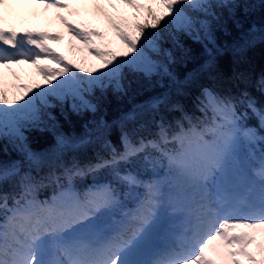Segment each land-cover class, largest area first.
Instances as JSON below:
<instances>
[{
    "label": "snow or ice",
    "instance_id": "obj_1",
    "mask_svg": "<svg viewBox=\"0 0 264 264\" xmlns=\"http://www.w3.org/2000/svg\"><path fill=\"white\" fill-rule=\"evenodd\" d=\"M92 2L107 17L121 45L118 50L109 46L111 41L103 43L105 33L99 29L73 24L63 15L60 19L74 38L95 53L101 61L99 68L82 67L52 48L48 40L59 39V34L7 23L6 6L39 3L45 9H68L65 0H0V68L31 64L42 77V82L13 85L22 91L10 96L0 73V141L12 143L22 154L18 160L0 158V264H218L216 257L226 258L227 264H244L240 257L249 264H264V245H257L260 258L248 248L257 239L255 233L264 232V147L258 153L254 147L257 143L264 146L260 134L264 132V107L257 106L247 87L238 95L202 88L197 98L202 118L185 113V126L161 117L155 121L152 139L138 135L139 125L126 126L129 122L135 125L144 109L129 111L119 119L122 150L107 139L109 125L103 119L96 122L95 135L92 131L79 136L56 131L50 151L35 152L28 147L25 133L32 128L44 124L58 129L52 109L59 106L65 118V104L78 115L96 113V90L102 96L109 88L126 93L129 73L147 78L163 75L181 84L171 66L189 55L183 37L202 44L207 56L193 72H213L224 51L216 32L231 34L228 19L237 26L240 23L235 19V0ZM109 8L114 11L108 12ZM122 8L132 11L129 14ZM223 8L229 10L228 19L216 11ZM252 32L254 28L249 29ZM255 40V36L242 34L231 47L239 53ZM232 78L248 80L236 70ZM257 87L264 91V77ZM168 100L167 94L152 97L145 109L158 111ZM171 108L182 110L180 104ZM249 112L256 126L247 123ZM97 139L107 156L98 154L95 163L81 165L74 160L71 165L51 167L50 157L59 161L66 148L79 149ZM169 144L173 150L165 154L169 172L174 170L178 177L175 184L121 170V163L130 158ZM244 145L249 151L241 150ZM45 167L48 171L41 175ZM105 168L111 171L112 180L84 191L74 187L75 177ZM9 182L14 189L11 193L4 190ZM49 184L58 191L47 200L38 199L39 189ZM137 189L140 194L129 208L125 191Z\"/></svg>",
    "mask_w": 264,
    "mask_h": 264
},
{
    "label": "trees",
    "instance_id": "obj_2",
    "mask_svg": "<svg viewBox=\"0 0 264 264\" xmlns=\"http://www.w3.org/2000/svg\"><path fill=\"white\" fill-rule=\"evenodd\" d=\"M237 5L234 8L235 19L238 20L239 26L233 23L229 18V10L227 8L219 9L224 18L228 19V28L230 35H225L221 31L216 32L217 43L224 49L223 53L218 56L217 68L211 73H194V69H198L199 65L207 59L203 45L192 40L189 37H183V42L190 49L189 55L184 60H178L176 64L171 66V71L181 84H174L169 77L163 75H153L150 78L143 74H128L126 81V93L113 92L110 88L105 95H101L99 89L96 90V97L99 98V109L96 113L84 111L76 114L71 111L70 107L65 104L63 111L66 114L61 115V108L57 106L52 109L54 115L59 121L58 129H50L46 125L41 124L39 128H32L25 134L28 137L27 145L35 152H48L55 143L56 131L63 132L69 136H79L86 131H92L95 135L96 122L103 119L107 121L109 129L107 130V139L117 148L122 150L120 143V124L119 119L122 115L134 109H144L136 124L129 122L128 128L139 125L138 135L146 139H152L155 136V121L161 117L175 124L183 122L187 126L188 121L183 120V116L187 113L195 116L197 119L202 118V114L197 110V98L201 94L204 87H210L221 94L238 95L240 89L247 87L248 91L255 98L258 107H264V91L257 87L258 81L264 77V0H235ZM217 11V10H216ZM255 29V32L249 33V29ZM255 36L256 40L250 46L246 47L242 52H235L232 44L241 35ZM244 72L248 80L246 83L232 78L233 71ZM127 72V70H125ZM193 74V75H189ZM130 81V84L128 83ZM179 89V90H178ZM167 94L168 103L161 105L158 111L145 109L146 102L152 98ZM57 103L56 101H52ZM172 104H180L182 110L172 109ZM243 110V106H238ZM247 123L256 126L257 121L249 112ZM44 129V130H41ZM264 135V132L260 133ZM174 145H166L159 151L151 148L145 153H141L130 158L128 163H121V170L128 169L138 172L141 177L146 178L153 173L152 169L160 168L159 163L166 162V152L173 150ZM107 156L100 141L94 140L92 144L79 149L71 147L66 148L60 160L50 157V164L53 168L60 165H71L72 162L78 161L81 165L87 163H95L97 156ZM145 156L148 162H145ZM0 158L11 161L22 158V154L12 143L4 140L0 141ZM48 171L45 167L40 174L43 175ZM112 180L111 171L107 168L101 169L95 173H88L83 176L75 177L73 185L78 191H84L95 182ZM4 190L13 192L11 182L4 185ZM58 191V187L49 184L41 187L37 193L38 199L47 200ZM125 191L124 202L127 203L128 195Z\"/></svg>",
    "mask_w": 264,
    "mask_h": 264
},
{
    "label": "rangeland",
    "instance_id": "obj_3",
    "mask_svg": "<svg viewBox=\"0 0 264 264\" xmlns=\"http://www.w3.org/2000/svg\"><path fill=\"white\" fill-rule=\"evenodd\" d=\"M11 2V0H10ZM66 3L70 5L68 9L64 8H49L45 9L42 4L39 3H21L10 8L5 7L4 12L7 17V23L14 25L19 29L23 28H35L42 31L49 32L51 34H59V39H49L52 40L50 44L52 48L56 49L57 52H62L69 60L74 61L76 64L81 65L85 68H99L101 61L96 57L95 53L90 52L83 46L82 41L78 38H74V33H70L67 26L61 21L60 16L63 15L67 17L69 22L73 24L84 23L87 26L94 27L105 33L103 38V43L107 44L111 41L109 45L114 50H118L121 45L119 40L115 37L113 30L110 28L108 19L104 12L96 8L92 0H65ZM108 12H113V9H106ZM217 11L219 9H216ZM121 11L131 13V9L122 8ZM78 42L79 47L75 45ZM97 42H101L100 38H97ZM9 47V46H5ZM26 48H33V46L26 45ZM34 51H39V49H34ZM0 73L3 75V80L5 87L8 89L9 95L12 96L13 93H18L22 89L15 88L13 85L24 83L33 84L35 82H42V77L37 72V70L31 64H13L10 68H0ZM16 73L19 79L13 75ZM83 75V74H81ZM258 144V143H257ZM259 145V144H258ZM255 145V151L258 153L260 151L259 146ZM243 152L249 151L247 145H244L241 149ZM164 163H159L157 165L160 168L152 169L153 176L150 179L161 178L168 181L170 184H175L178 180L175 171L169 172V161L165 160ZM103 183V182H95ZM94 183V184H95ZM140 194V190L130 192L129 195L133 196L131 199L133 201V206L135 204V197ZM130 207V208H131ZM251 231V230H248ZM256 241L248 246L249 251L260 258V249L257 245H264V232L257 231ZM217 247H219V242H215ZM210 255H215L211 249L208 250ZM218 264H227L226 258L216 257ZM244 264H249V262L244 258Z\"/></svg>",
    "mask_w": 264,
    "mask_h": 264
},
{
    "label": "bare ground",
    "instance_id": "obj_4",
    "mask_svg": "<svg viewBox=\"0 0 264 264\" xmlns=\"http://www.w3.org/2000/svg\"><path fill=\"white\" fill-rule=\"evenodd\" d=\"M75 45H76L77 47H79V46H80V44H79L78 42H76V43H75Z\"/></svg>",
    "mask_w": 264,
    "mask_h": 264
}]
</instances>
